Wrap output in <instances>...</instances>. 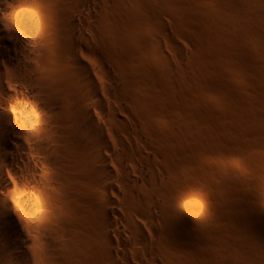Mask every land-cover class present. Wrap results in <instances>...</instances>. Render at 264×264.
Masks as SVG:
<instances>
[{
	"label": "rangeland",
	"instance_id": "obj_1",
	"mask_svg": "<svg viewBox=\"0 0 264 264\" xmlns=\"http://www.w3.org/2000/svg\"><path fill=\"white\" fill-rule=\"evenodd\" d=\"M104 2L84 45L103 101L94 114L157 175L143 185L153 264H264V0ZM77 220L80 264H99L94 217Z\"/></svg>",
	"mask_w": 264,
	"mask_h": 264
},
{
	"label": "bare ground",
	"instance_id": "obj_2",
	"mask_svg": "<svg viewBox=\"0 0 264 264\" xmlns=\"http://www.w3.org/2000/svg\"><path fill=\"white\" fill-rule=\"evenodd\" d=\"M105 2L0 0V264H80L86 210L99 264L154 262L146 251L156 202L143 185L155 170L121 138L110 144L94 114L103 101L84 45L87 18L99 21ZM85 185L90 203L80 208Z\"/></svg>",
	"mask_w": 264,
	"mask_h": 264
}]
</instances>
